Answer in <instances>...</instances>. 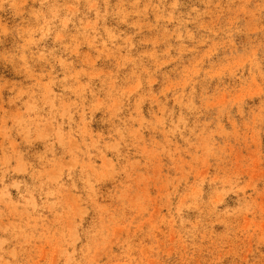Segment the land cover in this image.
I'll use <instances>...</instances> for the list:
<instances>
[{"label": "rangeland", "instance_id": "rangeland-1", "mask_svg": "<svg viewBox=\"0 0 264 264\" xmlns=\"http://www.w3.org/2000/svg\"><path fill=\"white\" fill-rule=\"evenodd\" d=\"M0 264H264V0H0Z\"/></svg>", "mask_w": 264, "mask_h": 264}]
</instances>
